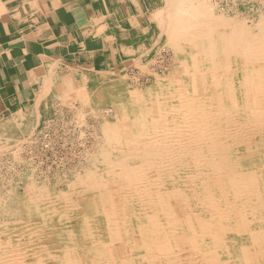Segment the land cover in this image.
I'll list each match as a JSON object with an SVG mask.
<instances>
[{"label":"bare ground","instance_id":"6f19581e","mask_svg":"<svg viewBox=\"0 0 264 264\" xmlns=\"http://www.w3.org/2000/svg\"><path fill=\"white\" fill-rule=\"evenodd\" d=\"M221 1L159 0L44 61L32 107L0 120L24 163L0 178V264H264V6ZM66 116L102 139L59 187L19 149Z\"/></svg>","mask_w":264,"mask_h":264},{"label":"crops","instance_id":"0c3cea01","mask_svg":"<svg viewBox=\"0 0 264 264\" xmlns=\"http://www.w3.org/2000/svg\"><path fill=\"white\" fill-rule=\"evenodd\" d=\"M136 3L139 10L133 8ZM156 3L159 0H0V120L34 100V79L45 60H65L94 45L104 19L113 25L139 11L144 24Z\"/></svg>","mask_w":264,"mask_h":264},{"label":"rangeland","instance_id":"374dc122","mask_svg":"<svg viewBox=\"0 0 264 264\" xmlns=\"http://www.w3.org/2000/svg\"><path fill=\"white\" fill-rule=\"evenodd\" d=\"M221 1V0H216ZM260 0H253V3L256 4ZM229 2V3H228ZM236 0H222L220 2L222 7H227L228 9H233L234 11L239 10L238 6H236L238 3ZM233 3V4H232ZM261 3V4H260ZM260 3H257V6L260 5V7L264 6V0H261ZM229 4V5H228ZM233 5V6H232ZM139 8L140 5L138 4ZM256 6V7H257ZM237 7V8H236ZM243 11V10H241ZM244 12V11H243ZM254 13V11H253ZM233 14V12H232ZM246 16H250V18H254V14L249 13V9H247ZM167 68V67H166ZM135 72L138 71V68L134 70ZM143 81H147L146 77L141 76ZM153 78H151L152 80ZM39 77H36L34 79V87L35 90L38 88L39 84ZM34 100L31 102V104H28L26 107L29 106L32 107ZM68 111V110H67ZM70 118V116H68ZM67 116L65 117V120L61 121L60 123L57 122V125H54V128L52 126L50 127L48 131V137L41 136L39 139V142L35 144L33 150H26L28 148V144H24L25 150L23 152V149H19V153L24 158H31L33 157V160L35 161V164L38 169V173L40 175L49 176L51 179H54L57 186H60L63 184V181H57V176H59V172L67 170H72V172H68V174H71L73 172L81 171L83 169V166L90 165V162L92 161L93 155L98 152L96 148V144L101 141V135L97 137L98 133V125L96 123V120L92 116H87L83 121V129L85 130V133L80 135L78 131L76 132L73 130L74 126L73 123H67L68 120ZM87 124V125H86ZM78 127V126H77ZM43 137V138H42ZM22 148V147H21ZM89 154L91 158L89 159L85 154ZM34 154V156H33ZM2 161V162H1ZM9 161V162H8ZM6 163L8 165H14V168L12 172H10L9 175L15 176V170H19V172L22 169V165L24 166V163L17 162L13 159V157L10 155L1 154L0 155V178L1 175H6ZM63 173V172H62ZM82 174V173H80Z\"/></svg>","mask_w":264,"mask_h":264}]
</instances>
